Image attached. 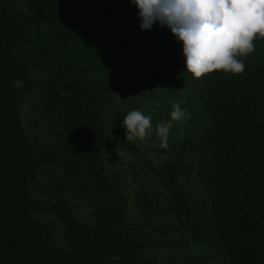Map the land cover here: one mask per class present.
<instances>
[{
  "label": "trees",
  "instance_id": "1",
  "mask_svg": "<svg viewBox=\"0 0 264 264\" xmlns=\"http://www.w3.org/2000/svg\"><path fill=\"white\" fill-rule=\"evenodd\" d=\"M255 47L242 74L196 79L130 0H0V264H264ZM175 102L190 118L162 149Z\"/></svg>",
  "mask_w": 264,
  "mask_h": 264
},
{
  "label": "clouds",
  "instance_id": "2",
  "mask_svg": "<svg viewBox=\"0 0 264 264\" xmlns=\"http://www.w3.org/2000/svg\"><path fill=\"white\" fill-rule=\"evenodd\" d=\"M138 8L142 29L156 22L171 30L183 44L186 70L196 79L221 71L242 74L241 58L256 52L255 41L264 40V0H130ZM171 119L156 125L162 149L169 148L173 121L190 118L179 102L171 105ZM129 142L145 141L152 130V117L130 111L122 120ZM117 155H123L117 148Z\"/></svg>",
  "mask_w": 264,
  "mask_h": 264
},
{
  "label": "rangeland",
  "instance_id": "3",
  "mask_svg": "<svg viewBox=\"0 0 264 264\" xmlns=\"http://www.w3.org/2000/svg\"><path fill=\"white\" fill-rule=\"evenodd\" d=\"M101 7H97V10H99Z\"/></svg>",
  "mask_w": 264,
  "mask_h": 264
}]
</instances>
